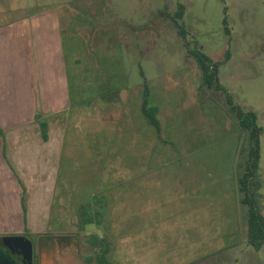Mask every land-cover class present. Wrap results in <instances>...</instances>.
I'll list each match as a JSON object with an SVG mask.
<instances>
[{"label": "rangeland", "instance_id": "rangeland-1", "mask_svg": "<svg viewBox=\"0 0 264 264\" xmlns=\"http://www.w3.org/2000/svg\"><path fill=\"white\" fill-rule=\"evenodd\" d=\"M2 2L15 4L2 24L19 6L36 17L50 11L57 25L62 17L69 34L70 108L43 114L53 147L61 144L50 217L44 231L24 233L36 264H88L92 234L111 243L116 264H264V247L248 243L236 183L245 135L226 94L203 87L191 55L197 46L221 62V85L264 128V0H0V10ZM179 5L189 45L171 19ZM145 83L160 134L142 112ZM261 145L264 215V133ZM47 194L35 189L34 216ZM0 260H12L1 247Z\"/></svg>", "mask_w": 264, "mask_h": 264}, {"label": "crops", "instance_id": "crops-1", "mask_svg": "<svg viewBox=\"0 0 264 264\" xmlns=\"http://www.w3.org/2000/svg\"><path fill=\"white\" fill-rule=\"evenodd\" d=\"M13 5L3 3L0 13L7 14ZM14 9L17 18L0 23V237L24 235L26 228L31 233L44 231L61 144L59 141L53 147L49 133L48 139H43L35 117L37 112H65L71 102L58 15L48 11L36 17L23 14L19 6ZM17 24L28 26L23 30L16 28ZM18 32L28 34L18 36ZM20 183L28 194L25 214ZM39 188L48 193L49 208L39 206L37 219L32 212L34 192Z\"/></svg>", "mask_w": 264, "mask_h": 264}, {"label": "trees", "instance_id": "trees-1", "mask_svg": "<svg viewBox=\"0 0 264 264\" xmlns=\"http://www.w3.org/2000/svg\"><path fill=\"white\" fill-rule=\"evenodd\" d=\"M70 7L76 12L79 11L76 6ZM67 9L68 7H65L66 16L68 15ZM184 15L185 6L179 5L178 10L171 17V19L179 29L180 37L186 41V45H189V43H187L188 31L183 22ZM74 16L75 15L71 17L72 21ZM60 19V32L62 39L65 41V38L68 37L69 34L65 32L64 27L61 25L62 17ZM223 23L226 24V19L223 20ZM69 25H71V21ZM225 32L229 34L230 30L226 27ZM191 55L194 57L198 68L201 71L203 87L211 92L216 89L222 90L226 94V102L238 120L240 131L245 135L244 148L242 149L237 169V189L239 191L241 205L247 209L246 232L248 243L256 250H260L264 247V215L261 201L263 181L259 172L262 153L261 137L264 133V128L259 125L257 114L252 110H245L241 108L235 102L233 96L229 94L227 89L221 85L219 79V69L222 63L214 61L197 46L191 52ZM229 57L230 52L227 53L226 58L229 59ZM103 97L105 98L106 95H103ZM141 108L144 115L148 118L150 125L156 129V133L160 134L162 132V124L159 119V109L158 107L150 104V89L147 83H145L144 86ZM35 119L40 125L43 139L47 140L49 127L48 122L44 119V115L41 112L36 113ZM20 190L22 209L25 214L27 211V192L21 183ZM85 214H87V212L82 210L81 217H83V215L85 216ZM83 222L85 224L90 223V218L84 217ZM25 231L29 233L27 228ZM43 240H45L49 246L53 245L55 242L54 239L43 238ZM88 243H90L97 250L95 252V257L90 256L87 258L88 264H116L110 258L111 243L105 237L92 234L88 237Z\"/></svg>", "mask_w": 264, "mask_h": 264}, {"label": "flooded vegetation", "instance_id": "flooded-vegetation-1", "mask_svg": "<svg viewBox=\"0 0 264 264\" xmlns=\"http://www.w3.org/2000/svg\"><path fill=\"white\" fill-rule=\"evenodd\" d=\"M19 236V235H18ZM26 238H28L25 235H21ZM29 239V238H28ZM31 240V239H30ZM33 243V256L32 258L29 257L28 255V249L23 241L19 242H6L5 245L9 248H5L4 250H7L10 255L11 259L10 261L8 260H0V264H36L37 261V249H36V244H34V241L31 240Z\"/></svg>", "mask_w": 264, "mask_h": 264}, {"label": "water", "instance_id": "water-1", "mask_svg": "<svg viewBox=\"0 0 264 264\" xmlns=\"http://www.w3.org/2000/svg\"><path fill=\"white\" fill-rule=\"evenodd\" d=\"M243 142L244 140L242 139L241 140V143L239 145V148H238V152H237V157H236V161H235V169L237 167V163L239 161V158H240V155H241V152H242V148H243ZM236 183H237V176H236ZM10 241H14V242H21L23 241L28 249V255L30 258H32L33 256V243L30 239L24 237V236H6V237H0V247L5 249V248H9L7 247V245H5L6 242H10Z\"/></svg>", "mask_w": 264, "mask_h": 264}]
</instances>
